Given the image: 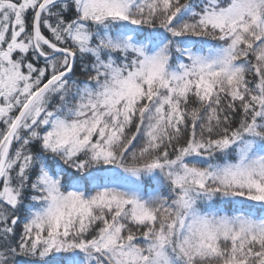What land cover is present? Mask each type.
Returning a JSON list of instances; mask_svg holds the SVG:
<instances>
[{
  "label": "snow or ice",
  "instance_id": "snow-or-ice-1",
  "mask_svg": "<svg viewBox=\"0 0 264 264\" xmlns=\"http://www.w3.org/2000/svg\"><path fill=\"white\" fill-rule=\"evenodd\" d=\"M0 264H264V0H0Z\"/></svg>",
  "mask_w": 264,
  "mask_h": 264
}]
</instances>
